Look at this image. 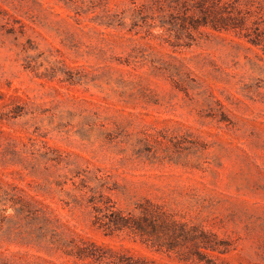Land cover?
<instances>
[{
  "label": "rangeland",
  "instance_id": "374dc122",
  "mask_svg": "<svg viewBox=\"0 0 264 264\" xmlns=\"http://www.w3.org/2000/svg\"><path fill=\"white\" fill-rule=\"evenodd\" d=\"M255 30L264 0H0V264H88L70 251L90 241L160 264H264ZM144 206L214 249L182 259L191 240L158 252L94 224Z\"/></svg>",
  "mask_w": 264,
  "mask_h": 264
},
{
  "label": "trees",
  "instance_id": "16d2710c",
  "mask_svg": "<svg viewBox=\"0 0 264 264\" xmlns=\"http://www.w3.org/2000/svg\"><path fill=\"white\" fill-rule=\"evenodd\" d=\"M225 21L226 18H219L216 22L211 21V25L227 28L229 24ZM203 23H207V21ZM252 33L254 37L250 40L255 44H260L264 51V32L255 30ZM96 211L94 224L101 228L104 234L111 235L125 230L133 236H138L142 243L158 252L171 251L177 245L178 238L193 242L192 249L188 254L182 255V259L193 256L202 260L203 252L200 248L214 249L215 247V242H212L206 231L197 228L187 229L184 224L171 220L164 211L153 210L148 206L142 207L141 213L137 216L122 215L119 211L109 208L107 211L100 209ZM70 252L81 260H87L88 264H160L145 256L115 252L109 247L96 244L94 241L76 245Z\"/></svg>",
  "mask_w": 264,
  "mask_h": 264
}]
</instances>
